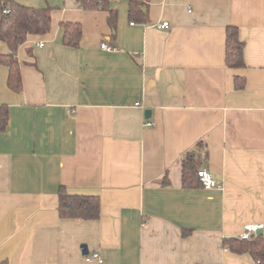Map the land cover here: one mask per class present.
I'll return each mask as SVG.
<instances>
[{
	"label": "crops",
	"instance_id": "0c3cea01",
	"mask_svg": "<svg viewBox=\"0 0 264 264\" xmlns=\"http://www.w3.org/2000/svg\"><path fill=\"white\" fill-rule=\"evenodd\" d=\"M14 1L49 7L51 28L16 52L20 93L0 65V264H255L222 241L246 224L264 236V0H151L146 23L112 2L114 33L75 0ZM63 22L80 23L77 48ZM229 26L244 68L225 65ZM198 142L220 189L182 186ZM60 188L98 196L99 219H61Z\"/></svg>",
	"mask_w": 264,
	"mask_h": 264
},
{
	"label": "trees",
	"instance_id": "16d2710c",
	"mask_svg": "<svg viewBox=\"0 0 264 264\" xmlns=\"http://www.w3.org/2000/svg\"><path fill=\"white\" fill-rule=\"evenodd\" d=\"M45 1V0H44ZM84 11H105L108 13L107 22L114 33L117 12L110 8L112 2L126 1L128 4V19L137 23L147 22L149 2L151 0H75ZM7 11V13H5ZM51 28L50 8L29 7L14 0H0V42L7 47V53L0 52V65L7 68V87L14 93L22 91L20 65L16 57L18 48L25 43L29 36H43ZM62 43L64 46L77 48L82 34L78 22H63ZM244 43L238 37L236 27L226 28L225 36V65L229 69L245 67L243 58ZM245 86L243 78L235 77L234 87L242 90ZM7 122V111L0 114V129ZM202 142H198L192 150L183 156L181 165L182 186L192 188L200 186L197 172L200 170ZM166 183V181L164 182ZM58 215L61 219H76L95 221L100 217V200L93 195H72L64 188L58 192ZM223 248L234 254H247L255 264H264V236L255 235L246 241L238 238H225Z\"/></svg>",
	"mask_w": 264,
	"mask_h": 264
},
{
	"label": "built area",
	"instance_id": "2783aa9c",
	"mask_svg": "<svg viewBox=\"0 0 264 264\" xmlns=\"http://www.w3.org/2000/svg\"><path fill=\"white\" fill-rule=\"evenodd\" d=\"M7 13V11H5ZM160 29H168L169 25L167 22H162L161 24L157 25ZM100 47L107 51L115 50V47L108 45L107 43H101ZM145 126H152V123L146 122ZM197 178L200 183V186L204 190H212V189H220L221 185H219L214 178L212 177L211 173L202 168L197 172ZM263 227L262 224H246L243 227L242 233L239 235V238L242 240L249 241L252 237L256 235V233L261 230ZM86 260L88 261H95L97 264H102L103 261L100 258L98 253H92L86 256ZM201 264H219V263H201Z\"/></svg>",
	"mask_w": 264,
	"mask_h": 264
},
{
	"label": "rangeland",
	"instance_id": "374dc122",
	"mask_svg": "<svg viewBox=\"0 0 264 264\" xmlns=\"http://www.w3.org/2000/svg\"><path fill=\"white\" fill-rule=\"evenodd\" d=\"M46 4H48L50 7H59L61 9L62 7V1L61 0H46ZM45 3V2H44ZM45 6V4H43Z\"/></svg>",
	"mask_w": 264,
	"mask_h": 264
},
{
	"label": "water",
	"instance_id": "95a60500",
	"mask_svg": "<svg viewBox=\"0 0 264 264\" xmlns=\"http://www.w3.org/2000/svg\"><path fill=\"white\" fill-rule=\"evenodd\" d=\"M149 115H150V111H149V110H146V111H145V117H146V118H149ZM256 235H261V230H259V231L256 233ZM82 248L84 249V250H83V253H86V249H85L86 247H85V245H83Z\"/></svg>",
	"mask_w": 264,
	"mask_h": 264
}]
</instances>
